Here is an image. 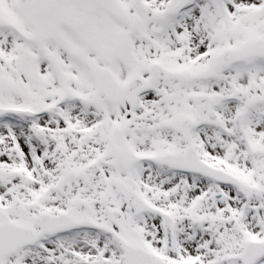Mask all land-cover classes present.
I'll return each mask as SVG.
<instances>
[{"label": "snow or ice", "instance_id": "1", "mask_svg": "<svg viewBox=\"0 0 264 264\" xmlns=\"http://www.w3.org/2000/svg\"><path fill=\"white\" fill-rule=\"evenodd\" d=\"M0 264H264V0H0Z\"/></svg>", "mask_w": 264, "mask_h": 264}]
</instances>
